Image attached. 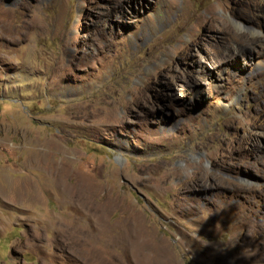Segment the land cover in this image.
Here are the masks:
<instances>
[{"label":"rangeland","instance_id":"1","mask_svg":"<svg viewBox=\"0 0 264 264\" xmlns=\"http://www.w3.org/2000/svg\"><path fill=\"white\" fill-rule=\"evenodd\" d=\"M0 264H264V0H0Z\"/></svg>","mask_w":264,"mask_h":264},{"label":"bare ground","instance_id":"2","mask_svg":"<svg viewBox=\"0 0 264 264\" xmlns=\"http://www.w3.org/2000/svg\"><path fill=\"white\" fill-rule=\"evenodd\" d=\"M240 27L243 28V29L249 30V31L252 30L251 28H249V27H245V26H243V25H240ZM253 30H254V29H253ZM253 30H252V31H253ZM253 32H256V31H253Z\"/></svg>","mask_w":264,"mask_h":264}]
</instances>
